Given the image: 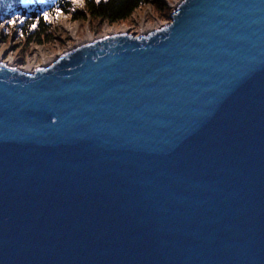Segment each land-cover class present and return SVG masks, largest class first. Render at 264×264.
<instances>
[{
	"label": "water",
	"instance_id": "95a60500",
	"mask_svg": "<svg viewBox=\"0 0 264 264\" xmlns=\"http://www.w3.org/2000/svg\"><path fill=\"white\" fill-rule=\"evenodd\" d=\"M0 264H264V0L0 59Z\"/></svg>",
	"mask_w": 264,
	"mask_h": 264
},
{
	"label": "rangeland",
	"instance_id": "374dc122",
	"mask_svg": "<svg viewBox=\"0 0 264 264\" xmlns=\"http://www.w3.org/2000/svg\"><path fill=\"white\" fill-rule=\"evenodd\" d=\"M166 7V11L160 13L155 2L147 4L135 11L127 20L113 25L91 21L85 12V0H76L74 3V13L79 19L75 20L74 13L70 15L58 14L56 17L47 18V24L52 30L50 41L42 45L28 44L20 35L18 25L9 26L6 23L0 27V59L7 65L16 66L22 70L33 71L35 68L45 66L44 60L56 58L59 55L73 49L78 45V41H84L88 35L93 39L119 33L122 29L136 36L146 34L160 26L170 22L173 8L180 0H157ZM157 3V2H156ZM86 16L81 19V16ZM69 22L76 27V36L63 29V24ZM144 27L148 28L143 31ZM90 33V34H89ZM44 49V58L35 56V50Z\"/></svg>",
	"mask_w": 264,
	"mask_h": 264
},
{
	"label": "trees",
	"instance_id": "16d2710c",
	"mask_svg": "<svg viewBox=\"0 0 264 264\" xmlns=\"http://www.w3.org/2000/svg\"><path fill=\"white\" fill-rule=\"evenodd\" d=\"M153 2L160 8V13L166 11L165 5L157 0H85V12L93 22L113 25L127 20L139 8ZM73 11V0H0V25L14 16H22L24 22L18 21L16 24L26 42L42 45L52 37L47 18H54L58 14L70 15ZM45 12L50 14L47 18L43 15ZM74 16L75 20L79 19L78 14L74 13ZM86 16L82 15L81 19ZM32 24L35 27H31Z\"/></svg>",
	"mask_w": 264,
	"mask_h": 264
},
{
	"label": "bare ground",
	"instance_id": "6f19581e",
	"mask_svg": "<svg viewBox=\"0 0 264 264\" xmlns=\"http://www.w3.org/2000/svg\"><path fill=\"white\" fill-rule=\"evenodd\" d=\"M63 29H64L65 31L69 32L70 34H72L73 36H76V27H75L74 25H72L71 23H69V22L66 21V22L63 24ZM147 29H148V28H146V26L144 27V25H143V31H146ZM123 31H124V29H122V30L119 31V32H123ZM113 33H117V31H116V32H113ZM89 34H90V33H89ZM92 39H93L92 36L88 35V37L86 38V40H84V41H78V45H81V44L86 43V42H90ZM35 53H36L35 56H39V57H41V58H44V49H43V48H38V49H36V50H35ZM56 58H57V57H56ZM56 58H50V59H46V60H44L45 63H46L45 66H47L48 64H50L51 62H53L54 60H56ZM8 65H9V64H8ZM9 66H12V65H9ZM27 71H28V70H27ZM29 72H31V71H29Z\"/></svg>",
	"mask_w": 264,
	"mask_h": 264
},
{
	"label": "snow or ice",
	"instance_id": "6c2138e0",
	"mask_svg": "<svg viewBox=\"0 0 264 264\" xmlns=\"http://www.w3.org/2000/svg\"><path fill=\"white\" fill-rule=\"evenodd\" d=\"M73 2L75 3L76 0H73ZM97 2H99V0H97ZM57 14H58V13H57ZM43 15H44L45 18H47L50 14L47 13V12H45ZM24 19H25V18L22 17V16H14L12 19L7 20V21H6V24L9 25V26H12V25H15L18 21H19L20 23H23V22H24ZM3 26H4V25H0V27H3ZM31 27H35V25L32 24ZM20 35L22 36L23 33H20Z\"/></svg>",
	"mask_w": 264,
	"mask_h": 264
}]
</instances>
